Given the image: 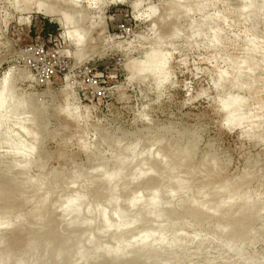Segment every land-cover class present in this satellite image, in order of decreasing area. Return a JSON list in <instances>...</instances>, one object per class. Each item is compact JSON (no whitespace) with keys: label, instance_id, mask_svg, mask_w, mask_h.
<instances>
[{"label":"rangeland","instance_id":"374dc122","mask_svg":"<svg viewBox=\"0 0 264 264\" xmlns=\"http://www.w3.org/2000/svg\"><path fill=\"white\" fill-rule=\"evenodd\" d=\"M102 3L0 0V264H86L72 250L91 228L68 227L66 208L84 193L113 225L98 246L152 232L159 248L147 263L96 264H264V0ZM150 56L164 70L143 69ZM230 95L253 115L242 127ZM155 193L163 218L137 216L131 201Z\"/></svg>","mask_w":264,"mask_h":264},{"label":"bare ground","instance_id":"6f19581e","mask_svg":"<svg viewBox=\"0 0 264 264\" xmlns=\"http://www.w3.org/2000/svg\"><path fill=\"white\" fill-rule=\"evenodd\" d=\"M88 1V7H91V8H100L102 9L103 8V3H102V0H86ZM48 2V1H46ZM29 3H32V2H29ZM44 3V2H43ZM73 3V2H72ZM80 3V2H79ZM137 4V3H135ZM30 6V5H29ZM32 6V5H31ZM52 6V5H50ZM73 6V5H72ZM135 6V5H134ZM25 7V6H24ZM244 7L246 9H249L247 11H252L255 9V3L252 1V2H245L244 4ZM45 9V8H44ZM47 9V8H46ZM49 9V7H48ZM47 9V10H48ZM245 9V10H246ZM87 13V12H86ZM80 14V13H79ZM76 16V15H75ZM86 18V17H85ZM73 18H69V20L71 21H68L67 24L69 25H73L75 23V21H77V24L78 23V20H72ZM74 19H78V18H75ZM80 19V18H79ZM85 20V19H84ZM83 20V21H84ZM64 21V20H63ZM81 21V22H83ZM86 22V21H85ZM81 24V23H80ZM93 24V23H92ZM76 28V27H75ZM70 29V28H69ZM72 30V29H71ZM201 31V30H200ZM74 32L75 31H68V34L70 35L71 38H74L75 39V42H76V45L79 47L82 46L83 42H84V36H83V33L84 32H80L79 34L76 35V37L74 36ZM89 34V33H88ZM216 37L213 38L212 41H215ZM79 56V55H78ZM77 56V57H78ZM157 57L156 56H150L148 57L147 59V63L145 64L144 68L143 69H147V70H152L156 73H159L160 71L164 70V65H165V61L164 59H156ZM245 63V62H244ZM243 63V64H244ZM241 64V63H239ZM243 64H241L242 66H244ZM232 65V64H231ZM233 66V65H232ZM8 76V74H6ZM247 75V74H246ZM4 77V82H3V86H2V83L0 84L4 91H6L7 87H8V77ZM220 77H223V75H221ZM222 79V78H221ZM227 80V79H226ZM245 80V79H244ZM2 82V81H0ZM242 85V83L238 82L237 80H234V82L232 83V87H240ZM247 85V84H246ZM244 86V85H243ZM219 87V86H218ZM222 87V86H220ZM2 89V90H3ZM1 91V90H0ZM6 93V92H5ZM5 95V94H4ZM237 95V94H236ZM0 96H2V94L0 93ZM47 98V97H46ZM3 99V98H2ZM21 101L19 103H15L17 105V107H20V104ZM243 103H244V99L240 100V98H238L237 96L235 97L234 95H230V96H227V98H225V100L222 101V105L225 107V109H227L230 113V120H231V123L234 125V126H239V127H242L244 124H246L247 122L250 121L251 118H253V115H250L248 113H246V110L245 108H243V110L241 109V107H245L243 106ZM15 105V106H16ZM23 105V104H22ZM3 106V101L0 100V110ZM249 107V106H248ZM249 110V109H248ZM247 110V111H248ZM251 110V109H250ZM8 112V111H7ZM254 113V112H253ZM264 113V112H263ZM252 114V112H251ZM45 125V124H44ZM264 129V128H263ZM174 130V129H173ZM244 132L248 133L249 130H244ZM191 133V132H190ZM196 136V135H195ZM124 137V136H123ZM193 137V136H192ZM120 143V142H119ZM218 157V156H217ZM121 162V161H120ZM118 165V164H117ZM125 167V162H121V164L119 163V165L115 168V170L113 171H110L109 172V178H108V182L110 183V185L112 186V189L111 190H115L116 187L118 188V184L122 178V171ZM144 167H140L138 173H141L142 172V169ZM138 170V169H137ZM136 170V171H137ZM136 173L135 175L137 176ZM117 191V190H116ZM115 191V193H116ZM114 192V191H113ZM113 195L112 196H115L114 193H112ZM88 194L84 193L82 195H80V197L78 198H81L80 201H76L75 199L69 201L67 204H66V208H67V211L70 212H75V217L73 219H69L68 220V223H67V226L68 227H89L91 228V232L90 233H86L84 236H82V238L79 240V237L77 240L78 243H76L74 246H73V252H76L80 255V257L83 259V262L86 263V264H96L94 263L97 259V256H100L101 259L103 258H107L109 259V263H111L112 261H118L120 260H125V259H122V258H125L127 256L128 259L126 260H129L131 263H134L135 262H138L140 261L141 263L144 262V263H147V261L149 262L150 260V257L149 256H155L154 254H156L158 251H159V248L158 246H155L154 243L152 241L149 240V238L152 237V232L149 233V232H146V233H143L142 236L132 240V241H129L127 244H122L120 241L112 248L110 247H103L101 245L98 246L97 243H95V238L96 237H99V235H104L105 233H108L109 231H113L111 230L110 228L113 226L111 223H109V221L107 219H105L104 217H102L103 215V211L98 209V208H95V209H90V203H88V199H87V196ZM153 195V194H152ZM170 195H172L173 199L175 200V195L176 193H173V192H170ZM148 196V195H147ZM162 195L160 193H155L154 196L151 198V199H146V200H143L141 197H135V199H133L131 201L132 204H136L137 202L141 201V208L139 209L140 212L138 213L139 215L137 216H142L144 211H147V213H150L152 214V216L154 217H161V214H162V208L164 205L163 203V200H162ZM164 199V198H163ZM170 198V201L173 200ZM115 200V199H114ZM173 200V201H174ZM148 201H150V205L148 203ZM168 201V200H167ZM171 201V202H173ZM111 203H113L114 205H117L118 204V199H116L115 201H111ZM175 203V202H174ZM226 203V205L229 206V202L226 201L224 202ZM169 203H167L166 205H168ZM146 208H148L149 210H147ZM72 209V210H71ZM70 212V213H72ZM163 213H166V212H163ZM96 215H100L102 217V224L96 226ZM135 215V214H134ZM149 215V214H148ZM168 215V214H167ZM120 217V215H118ZM165 216V215H164ZM138 217V218H139ZM136 218V217H135ZM163 218V217H161ZM160 218V219H161ZM43 219V218H42ZM122 219V218H121ZM121 219H118L117 221V229L119 228H122L124 229L125 227V224L128 223V222H122ZM138 220V219H137ZM124 221V220H123ZM44 222V221H43ZM134 222V221H133ZM47 223V221H46ZM130 223V222H129ZM136 223V222H135ZM127 228V227H126ZM221 228V227H220ZM88 231V230H87ZM90 231V229H89ZM219 231H223V230H219ZM63 232H65V230H63ZM227 232V231H226ZM55 233V232H54ZM53 233V234H54ZM58 233V232H57ZM56 234V233H55ZM222 234V233H221ZM48 236V235H47ZM57 236V235H56ZM55 236V238H56ZM50 237V236H49ZM61 237V236H60ZM69 237V236H68ZM53 237H50V239H52ZM70 238V237H69ZM67 239V238H66ZM72 239V238H71ZM55 240V239H53ZM58 240V239H57ZM64 240V239H63ZM61 240V242L63 241ZM97 240V239H96ZM99 240V238H98ZM60 241V240H59ZM58 241V242H59ZM66 241V240H65ZM63 241V242H65ZM71 241V240H69ZM72 241H75L72 239ZM71 241V242H72ZM50 242V241H49ZM48 242V243H49ZM55 242V241H54ZM76 242V241H75ZM99 242V241H97ZM171 242V244L169 245H172L174 244L172 241H169ZM166 241V243H169ZM60 243V242H59ZM58 243V244H59ZM165 243V242H164ZM57 244V243H55ZM64 245H56V247H59L60 248L58 249L57 251V254H56V257L55 258H58L60 257L62 254H64V252H66V247H68L66 245V243H63ZM235 244V243H234ZM53 245V244H52ZM51 247H54L52 246ZM69 245V244H68ZM166 246V245H165ZM165 246H162V247H165ZM50 247V246H49ZM71 248V247H70ZM222 248V247H221ZM228 248H230L228 246ZM47 249H49L47 247ZM54 249V248H53ZM167 249V248H166ZM49 251V250H47ZM69 251V250H67ZM172 251V250H171ZM109 253V254H108ZM162 253H164L162 251ZM161 253V254H162ZM166 253V252H165ZM164 253V254H165ZM172 253V252H170ZM70 256H71V251H70ZM67 254V255H69ZM74 254V253H72ZM68 256V257H70ZM168 257V256H166ZM62 258V257H61ZM54 259V258H53ZM66 259H67V256H66ZM251 259V258H250ZM249 259V260H250ZM49 260V259H48ZM69 260V259H68ZM105 260V259H104ZM103 260V263H105V261ZM125 260V261H126ZM154 260V259H152ZM43 261H45L43 259ZM50 261V260H49ZM64 261V260H63ZM61 261V262H63ZM107 261V260H106ZM250 262V261H249ZM22 260H21V263L18 261L16 262V264H22ZM42 263V262H41ZM47 263V262H46ZM58 263V261L54 260V263ZM69 263V262H68ZM71 263V262H70ZM102 262L100 264H103ZM109 263H106V264H109ZM117 263V262H116ZM122 263V262H121ZM129 263V264H131ZM51 264V262H50Z\"/></svg>","mask_w":264,"mask_h":264},{"label":"built area","instance_id":"2783aa9c","mask_svg":"<svg viewBox=\"0 0 264 264\" xmlns=\"http://www.w3.org/2000/svg\"><path fill=\"white\" fill-rule=\"evenodd\" d=\"M31 48H32V46L27 47L26 50H27V51H30Z\"/></svg>","mask_w":264,"mask_h":264}]
</instances>
